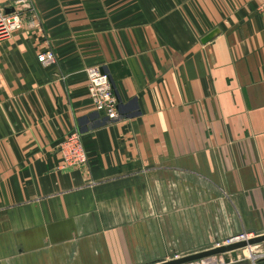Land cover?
Listing matches in <instances>:
<instances>
[{"label":"crops","instance_id":"0c3cea01","mask_svg":"<svg viewBox=\"0 0 264 264\" xmlns=\"http://www.w3.org/2000/svg\"><path fill=\"white\" fill-rule=\"evenodd\" d=\"M263 2L33 0L0 42V264H150L264 232ZM75 128L82 167L59 149Z\"/></svg>","mask_w":264,"mask_h":264},{"label":"built area","instance_id":"2783aa9c","mask_svg":"<svg viewBox=\"0 0 264 264\" xmlns=\"http://www.w3.org/2000/svg\"><path fill=\"white\" fill-rule=\"evenodd\" d=\"M261 7L264 10V2ZM7 8H10V10L8 11ZM35 11L33 0H0V42L11 37L17 30L21 29L24 25V18L34 14ZM38 58L45 63H54L56 61V55L51 49L39 52ZM86 72L88 94L94 108L110 117L114 118L118 116V99L110 79V74L104 71L98 64L88 66ZM59 149L64 165L82 167L87 165L89 161L81 132L77 128L71 130L66 135L60 143ZM254 235V232L244 230L227 236L218 244L244 240ZM227 255L231 257L230 251L206 255L178 264H230L239 259L238 257V259L231 257V261H226ZM262 255H264V251L256 253L254 257L249 259L250 264H255V260Z\"/></svg>","mask_w":264,"mask_h":264},{"label":"water","instance_id":"95a60500","mask_svg":"<svg viewBox=\"0 0 264 264\" xmlns=\"http://www.w3.org/2000/svg\"><path fill=\"white\" fill-rule=\"evenodd\" d=\"M7 10L9 11L10 8H7ZM216 32H217V28L212 30L210 33L206 34V36H204L203 40L207 41V40L211 39L215 35ZM102 69L104 71H106L103 67H102ZM110 79H111L112 85L114 87L115 94H116V96H118L117 95L118 93L116 92V89H115V84H114L111 76H110ZM117 99L120 100V97L118 96ZM118 109H119V103H118ZM262 241H264V232L256 233L254 236H251L248 239L239 240V241H235V242H231V243L218 244V245H215L211 248H207L204 250H200V251L192 252V253H188V254H183V255H179V256H173V257H170L167 259L152 262L150 264H178V263H181L184 261L192 260V259L203 257L206 255L228 252V251H230L231 256L237 258V255H238L237 249L242 248L248 244H255V243L262 242ZM230 259H231V257L229 255H227L226 261H231Z\"/></svg>","mask_w":264,"mask_h":264},{"label":"rangeland","instance_id":"374dc122","mask_svg":"<svg viewBox=\"0 0 264 264\" xmlns=\"http://www.w3.org/2000/svg\"><path fill=\"white\" fill-rule=\"evenodd\" d=\"M25 18H28V16H26ZM24 18V20H25ZM264 251V241L259 242V243H255L253 245H251V247H245V248H239L237 249V258L238 260L241 259H249L254 257L256 253H261ZM233 257V256H231ZM235 258V257H233ZM236 260V259H235ZM237 261V260H236ZM235 262V261H234Z\"/></svg>","mask_w":264,"mask_h":264},{"label":"bare ground","instance_id":"6f19581e","mask_svg":"<svg viewBox=\"0 0 264 264\" xmlns=\"http://www.w3.org/2000/svg\"><path fill=\"white\" fill-rule=\"evenodd\" d=\"M251 245H252V244H248V245L244 246L243 248H245V247H251Z\"/></svg>","mask_w":264,"mask_h":264}]
</instances>
